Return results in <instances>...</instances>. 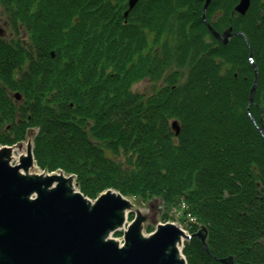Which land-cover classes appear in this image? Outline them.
Instances as JSON below:
<instances>
[{
  "label": "trees",
  "instance_id": "16d2710c",
  "mask_svg": "<svg viewBox=\"0 0 264 264\" xmlns=\"http://www.w3.org/2000/svg\"><path fill=\"white\" fill-rule=\"evenodd\" d=\"M119 2L3 0L14 29L0 35V141L32 131L37 164L76 175L91 198L114 188L157 200L164 219L183 206L191 230L208 232L207 247L185 240L188 264L229 255L264 264V138L253 120L264 128V0L254 34L242 27L250 10L223 26L247 31L258 52L251 102L255 65L243 34L207 42L200 0H152L127 21ZM20 27L29 44L12 34ZM142 78L168 83L134 91ZM11 91L25 104L16 108Z\"/></svg>",
  "mask_w": 264,
  "mask_h": 264
},
{
  "label": "water",
  "instance_id": "95a60500",
  "mask_svg": "<svg viewBox=\"0 0 264 264\" xmlns=\"http://www.w3.org/2000/svg\"><path fill=\"white\" fill-rule=\"evenodd\" d=\"M137 1H129L126 16ZM209 2L206 0L205 7ZM235 10L245 13L246 0H241ZM210 28L220 36L213 26ZM228 32L224 31V43ZM5 33L0 26V35ZM258 78L256 67L250 102ZM16 97H20L19 92ZM253 120L264 138V128ZM172 127L179 134L178 120L172 122ZM26 151L12 164V146L0 148V264H188L180 246L185 239L197 235L207 247L205 225L188 234L168 221L145 234L143 215L124 229V245H120L121 240L110 234L124 226L127 212L132 211V200L113 188L92 200L75 187L74 174L66 175L63 170L29 173L36 161L31 141ZM220 260L224 264H241L233 255Z\"/></svg>",
  "mask_w": 264,
  "mask_h": 264
},
{
  "label": "rangeland",
  "instance_id": "374dc122",
  "mask_svg": "<svg viewBox=\"0 0 264 264\" xmlns=\"http://www.w3.org/2000/svg\"><path fill=\"white\" fill-rule=\"evenodd\" d=\"M152 0H146L144 3L147 4L149 2H151ZM125 4V3H123ZM142 8H140L141 10ZM139 10V11H140ZM7 10L5 9L4 5H3V0H0V25L4 26L6 29V32L9 29H14L10 26V24L8 23L7 20ZM128 17H131V13L128 14ZM257 18H256V22H257ZM255 22V24H256ZM121 23V21L119 22ZM23 28L20 27V33L19 34H15L13 32L14 35H17L18 37H21L25 39V42L23 44H27L28 41H31V37H29L28 39L25 38V34H27V32L23 35ZM133 31H136V36H140L139 33V29L135 28ZM6 36V34H5ZM27 36V35H26ZM10 37V36H9ZM12 39H18V38H12ZM29 44V43H28ZM157 48V47H156ZM257 53V54H256ZM254 52V65H256L255 63V59L257 58L258 52ZM257 66V65H256ZM258 68V67H257ZM167 74H172L171 76H169V79L171 80V78L173 77V72L172 71H167ZM259 75V74H258ZM168 83V79L167 80H162V78H156V79H150V78H142L139 81H136L133 84V90L136 92H145L150 94V92L153 91L154 87L155 89L159 86H163V84H167ZM256 93V91H255ZM255 93H254V97H255ZM10 96H12L14 103H15V107H21L22 105L25 104V102L23 100L17 99L16 98V91H11L10 92ZM256 120V119H255ZM257 122V121H256ZM258 125H260L257 122ZM33 129H37V128H33ZM33 134L28 138L26 137L25 139H22L21 141L15 142L13 144H6V143H2L0 141V148L2 147V145H12V158H11V163L15 164L16 162H18L20 155L23 153H26V149L28 147V143L31 141L33 144ZM14 146V148H13ZM45 169H43L42 167H40V165L37 164V162L35 161V164L31 167L30 172L32 173H40L42 171H44ZM62 169H59L58 171H60ZM56 171V172H58ZM72 173H66V175H69ZM75 179H74V183H75V187L77 189H80L79 184L77 183V179H76V175ZM132 200L133 206H132V211H128L127 212V221L125 222L123 227L118 228L117 230L113 231L112 234H110L111 237H114L118 240H121V242H124V229L127 228L128 224L131 223L133 220H135V218L139 215H143L145 217L142 225H143V231L145 234H149L151 231L149 230V226H152V229H156L157 225L159 223H164L167 221H172V222H176V224H180V226H182L184 229H186V227L189 229V231H191V222L195 221V217H193L192 214L187 213V212H181V210L183 209V206H180L179 204L176 205V207H172L169 210V214L167 215V217L164 219V209H160L159 207H157L158 201H152L150 199L148 200H142L141 198H137L134 196H127ZM92 200H94V198H92ZM131 213H133V216H131ZM198 228V227H197Z\"/></svg>",
  "mask_w": 264,
  "mask_h": 264
},
{
  "label": "flooded vegetation",
  "instance_id": "af4514ba",
  "mask_svg": "<svg viewBox=\"0 0 264 264\" xmlns=\"http://www.w3.org/2000/svg\"><path fill=\"white\" fill-rule=\"evenodd\" d=\"M114 1L117 3L119 2V0H114ZM125 1H128V0H125ZM125 1L124 0L121 1V6H119V9L123 10V14L128 7V4ZM145 1L146 0H141V3L139 5H141L142 10L149 12L151 9H153L152 1L147 3V4L144 3ZM240 1L241 0H210L206 9H204V5H205L206 0H200V2H199L200 9L198 12H196V14H197L196 22L200 23V25L202 27H206V28H208V24H211L214 27V29L220 34V36H217L212 31L209 32L206 37H209L210 35L211 36L209 38H206L207 42L214 44V42L216 40L217 42L223 43L222 38H223L224 30H225V28H223V26H224L225 20L226 21L234 20L235 16H237L239 18V15H242L241 12L235 10V7L238 5V3ZM123 3H125V4H123ZM114 4H116V3H114ZM260 4H261V0H254V11L260 9L259 8ZM149 5H151L152 7L150 8ZM139 10H140V8L137 7L136 11H139ZM153 11H155V10H153ZM248 11H249V9H248ZM248 11H246V12H248ZM132 15H135V14L131 13V16ZM256 17H257L256 14H254V19H256ZM123 21H127V18L124 17ZM208 30H209V28H208ZM232 33H233V31H232ZM6 34H7V32H6ZM233 35L229 34L228 36L232 37ZM25 38L28 39V37L26 35H25ZM196 231L194 230L193 233H195ZM203 231H205V229H203ZM206 232H207V230H206ZM193 237L199 238V236H197V235H195Z\"/></svg>",
  "mask_w": 264,
  "mask_h": 264
},
{
  "label": "bare ground",
  "instance_id": "6f19581e",
  "mask_svg": "<svg viewBox=\"0 0 264 264\" xmlns=\"http://www.w3.org/2000/svg\"><path fill=\"white\" fill-rule=\"evenodd\" d=\"M246 3H247V10L246 11H248V9L250 10V21L251 22H246V21H244L243 20V24H242V27H243V29L244 28H247L252 34H254V0H246ZM138 7L139 8H141V5H138ZM149 7L151 8L152 6L151 5H149ZM248 13V12H247ZM257 23V22H256ZM260 24V20H258V23H257V25H259ZM1 26V25H0ZM1 27H3V28H5L4 26H1ZM6 30V29H5ZM226 30H229V34H237V33H241V34H243V40H244V43H245V45H247L248 47H249V56H250V58H251V60H254V57H253V53H254V46H253V43L251 42V40H250V36H249V33L247 32V31H245L244 30V32L242 31V30H236L235 29V26L232 24V25H228L227 27H226ZM232 31H233V33H232ZM228 39V41L231 39V36L229 37V38H227ZM21 171H26L23 167H21V169H20ZM30 170H31V168L30 169H28V172L29 173H32V172H30ZM109 232H111V231H109ZM110 234V233H109ZM108 234V235H109ZM112 234V233H111ZM207 234H208V232H207ZM107 235V236H108ZM111 238H113V237H111ZM120 245H124V242L122 243V242H120Z\"/></svg>",
  "mask_w": 264,
  "mask_h": 264
}]
</instances>
